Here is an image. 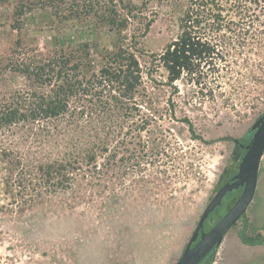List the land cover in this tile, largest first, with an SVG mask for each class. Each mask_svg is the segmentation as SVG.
Segmentation results:
<instances>
[{
  "label": "rangeland",
  "instance_id": "rangeland-1",
  "mask_svg": "<svg viewBox=\"0 0 264 264\" xmlns=\"http://www.w3.org/2000/svg\"><path fill=\"white\" fill-rule=\"evenodd\" d=\"M239 2V13L226 14L235 25L217 34L233 39L222 50L226 61L218 62L204 82L183 74L169 86L166 72L159 69L155 82L143 79L137 109L119 110L105 120L96 103L86 104L96 110L86 108L76 119V142L86 148L88 139L91 160L72 172L68 188L38 195L14 184L7 189L10 178L20 174L15 169L11 175V167L0 161V264L176 263L203 210L233 175V140L248 142L251 126L264 113V0ZM28 3L34 5L19 16ZM131 3L133 16L120 33L105 25L95 30L94 22H58L38 0L1 5L0 94L43 90L32 76L8 65L10 59L27 62L38 52L88 51L81 72L89 77L104 65L102 56L128 44L142 53L137 56L148 67L146 55L160 53L179 35L189 2ZM184 119L191 121L195 136ZM22 131L14 127L0 135V147L43 163L41 148ZM37 181L24 186L35 189ZM230 206L224 202L219 215ZM249 219L264 224V154L253 200L225 237Z\"/></svg>",
  "mask_w": 264,
  "mask_h": 264
},
{
  "label": "trees",
  "instance_id": "trees-1",
  "mask_svg": "<svg viewBox=\"0 0 264 264\" xmlns=\"http://www.w3.org/2000/svg\"><path fill=\"white\" fill-rule=\"evenodd\" d=\"M10 1L0 0V6ZM38 1L39 4L51 9L58 22L70 19L81 24L94 22L95 30L105 25L110 31L120 33L133 16L131 0ZM188 2L189 7L179 21V35L160 53L146 55L148 67L145 68L137 56L140 52L128 44H122L102 56L104 65L89 77L81 72L83 58L88 55V51L38 52L33 59L21 63L10 59L9 68L32 76L43 90L0 94V135L11 132L14 127L22 128V133H27L33 138L34 144L39 145L40 158L45 161L39 164L30 162L28 156L15 153L10 148L0 147V161L6 162L12 168H7V171L12 175L16 169L20 174L18 179L10 178L6 184L7 189L12 188L14 184L23 192L29 188V191L38 195L44 190L68 188L72 181V172L78 170L79 164L83 161L87 162L88 166L91 160L88 139L86 148L81 141L76 142V119L79 115L85 114L86 108H90L89 112L96 110L94 107H87L86 104L95 106L96 103L98 112L102 113L101 117L109 120L110 116L112 118L113 113L119 110L137 109L135 97L142 87L143 79L155 82L153 74L159 69L166 72L169 86H173L183 74L201 84L208 78V73L216 69L218 62L226 61V52L222 50L230 45L233 39L217 34L224 29L229 30V25H235L226 14L229 11L239 13L243 9L239 0H188ZM223 3L228 4V8H225ZM33 5V3L22 5L18 15L21 16L24 9H29ZM72 104L76 105L71 107ZM183 122L187 124L191 135L195 136L191 121L184 119ZM86 132L88 134L89 130ZM251 134L252 131L249 130V135ZM198 138L203 141L201 137ZM239 141L245 142L243 139ZM244 153L245 151L241 153L237 151L232 157L229 172L231 175L236 173ZM52 156L57 158L47 160ZM26 161L30 163L27 166L24 163ZM35 179L38 180L35 189L24 186L32 184ZM237 192L239 191L228 193L221 206L228 201L233 205L236 201L233 196ZM8 193L11 195L12 190ZM30 198L24 197L23 201ZM220 207L208 216L204 223L205 230L210 229L222 217L219 215ZM247 228V220H244L238 231L241 242L249 246H264V236L261 234L249 236L246 233ZM215 250L216 248L199 264H212Z\"/></svg>",
  "mask_w": 264,
  "mask_h": 264
},
{
  "label": "water",
  "instance_id": "water-1",
  "mask_svg": "<svg viewBox=\"0 0 264 264\" xmlns=\"http://www.w3.org/2000/svg\"><path fill=\"white\" fill-rule=\"evenodd\" d=\"M250 130L253 135L249 143L244 146L245 153L241 157L236 173L217 190L207 204L175 264H199L222 243L229 230L246 214L255 195L260 163L264 154V113ZM233 144L242 146L236 139L233 140ZM240 188L241 193L233 205L209 231L204 232L203 227L208 216L221 206L228 193Z\"/></svg>",
  "mask_w": 264,
  "mask_h": 264
},
{
  "label": "crops",
  "instance_id": "crops-1",
  "mask_svg": "<svg viewBox=\"0 0 264 264\" xmlns=\"http://www.w3.org/2000/svg\"><path fill=\"white\" fill-rule=\"evenodd\" d=\"M262 230H264V224L248 220L247 235L261 234L264 236ZM212 264H264V246L243 244L237 231L231 237H225L216 248Z\"/></svg>",
  "mask_w": 264,
  "mask_h": 264
},
{
  "label": "flooded vegetation",
  "instance_id": "flooded-vegetation-1",
  "mask_svg": "<svg viewBox=\"0 0 264 264\" xmlns=\"http://www.w3.org/2000/svg\"><path fill=\"white\" fill-rule=\"evenodd\" d=\"M252 133H253V132H252ZM248 143H249V141H248V142L245 141V142L240 143V144H242V146H241V145H237V146H235V150H236V152H237V151H238V153H241L242 151L244 152V151H245L244 146H246ZM236 152H235V153H236ZM225 172H226V171H225ZM223 174H224V173H223ZM232 176H233V175H232ZM232 176H231V177H232ZM231 177H230V178H231ZM222 178H223V177H222ZM222 178L219 179V182L222 180ZM230 178H229L227 181H229ZM227 181H226V182H227ZM226 182H225V183H226ZM219 188H220V187H219ZM238 191L241 193V188H240ZM231 206H232V205H231ZM229 208H230V207H229ZM222 216H223V215H222ZM204 228H205V227H203V231H204V232L209 231V229L205 230ZM213 250H214V249H213Z\"/></svg>",
  "mask_w": 264,
  "mask_h": 264
}]
</instances>
